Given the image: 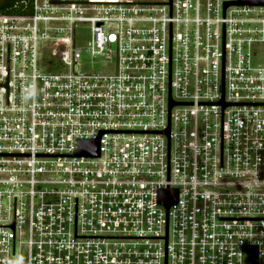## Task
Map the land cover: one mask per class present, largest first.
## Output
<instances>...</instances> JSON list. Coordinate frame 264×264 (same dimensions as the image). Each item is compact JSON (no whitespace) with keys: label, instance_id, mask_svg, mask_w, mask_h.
<instances>
[{"label":"built area","instance_id":"built-area-1","mask_svg":"<svg viewBox=\"0 0 264 264\" xmlns=\"http://www.w3.org/2000/svg\"><path fill=\"white\" fill-rule=\"evenodd\" d=\"M235 1L0 10V264H264V5Z\"/></svg>","mask_w":264,"mask_h":264},{"label":"water","instance_id":"water-1","mask_svg":"<svg viewBox=\"0 0 264 264\" xmlns=\"http://www.w3.org/2000/svg\"><path fill=\"white\" fill-rule=\"evenodd\" d=\"M234 3H226L225 6ZM235 4H247V5H264V0H237ZM171 106V104H170ZM73 156H98V139L93 141H81L78 142L77 151ZM177 196L176 190H162L158 194V202L163 204L167 209L172 203L175 202Z\"/></svg>","mask_w":264,"mask_h":264},{"label":"rangeland","instance_id":"rangeland-1","mask_svg":"<svg viewBox=\"0 0 264 264\" xmlns=\"http://www.w3.org/2000/svg\"><path fill=\"white\" fill-rule=\"evenodd\" d=\"M88 24L86 23H76L74 28H73V35H72V39L74 42L75 47L77 48H81L83 49L86 44L89 42L90 40V33L88 30ZM264 52V47L260 48L259 50V55L262 56ZM86 62L87 60L85 59V55H82L81 58V70L86 71ZM244 264H252V259L251 258H247L244 261Z\"/></svg>","mask_w":264,"mask_h":264},{"label":"trees","instance_id":"trees-1","mask_svg":"<svg viewBox=\"0 0 264 264\" xmlns=\"http://www.w3.org/2000/svg\"><path fill=\"white\" fill-rule=\"evenodd\" d=\"M14 1L17 0H0V10L1 11L6 10L10 5L13 4Z\"/></svg>","mask_w":264,"mask_h":264},{"label":"bare ground","instance_id":"bare-ground-1","mask_svg":"<svg viewBox=\"0 0 264 264\" xmlns=\"http://www.w3.org/2000/svg\"><path fill=\"white\" fill-rule=\"evenodd\" d=\"M100 1H104V0H100Z\"/></svg>","mask_w":264,"mask_h":264}]
</instances>
